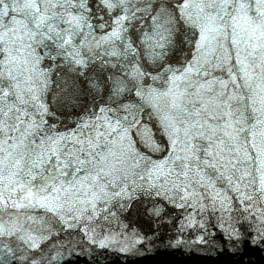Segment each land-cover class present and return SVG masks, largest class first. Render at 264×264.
<instances>
[{"label": "snow or ice", "instance_id": "6c2138e0", "mask_svg": "<svg viewBox=\"0 0 264 264\" xmlns=\"http://www.w3.org/2000/svg\"><path fill=\"white\" fill-rule=\"evenodd\" d=\"M249 251L264 0H0V264Z\"/></svg>", "mask_w": 264, "mask_h": 264}, {"label": "water", "instance_id": "95a60500", "mask_svg": "<svg viewBox=\"0 0 264 264\" xmlns=\"http://www.w3.org/2000/svg\"><path fill=\"white\" fill-rule=\"evenodd\" d=\"M251 258L254 261V264H264V254L256 251H249L245 259ZM228 257H221L219 260H205L200 257H182L179 254L176 255H160L153 256L147 260H142L141 264H159L160 261H174V262H182V264H224L227 261Z\"/></svg>", "mask_w": 264, "mask_h": 264}]
</instances>
